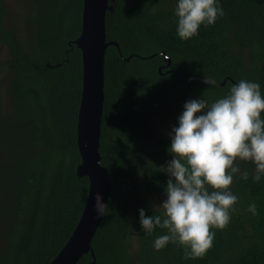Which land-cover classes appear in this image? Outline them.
<instances>
[{
	"label": "trees",
	"instance_id": "trees-1",
	"mask_svg": "<svg viewBox=\"0 0 264 264\" xmlns=\"http://www.w3.org/2000/svg\"><path fill=\"white\" fill-rule=\"evenodd\" d=\"M109 3L106 40L116 41L119 51L109 45L105 52L99 152L110 194L91 241L94 255L85 253L76 264H264V178L234 179L236 211L227 227L214 229L206 255L194 259L173 243L155 250L153 240L166 229L144 233L138 210L147 216L160 210L147 202L136 206L140 192L165 196L168 179L162 165L171 156L170 138L158 125L149 130L151 117L187 97L211 102L242 78L258 81L264 92V0H220L224 15L189 40L176 34L175 0ZM82 9L83 0H47L44 7L35 1L24 45L5 28L1 9L0 42L7 43L11 61L10 104L0 110V264H49L86 203L89 180L77 173L76 140L82 57L75 40ZM161 51L169 66L163 67ZM245 167L251 172L254 166ZM253 200L255 216L247 211Z\"/></svg>",
	"mask_w": 264,
	"mask_h": 264
},
{
	"label": "clouds",
	"instance_id": "clouds-1",
	"mask_svg": "<svg viewBox=\"0 0 264 264\" xmlns=\"http://www.w3.org/2000/svg\"><path fill=\"white\" fill-rule=\"evenodd\" d=\"M172 12L181 40L198 36L201 26L213 25L224 15L220 0H175ZM168 135L172 158L162 165L168 176L165 198L153 205L161 211L147 216L140 208L139 224L146 234L157 227L166 229L153 240L155 250L173 243L184 249L185 259L203 257L213 247L214 229L227 227L236 211L239 197L231 189L234 179L264 178L261 84L242 78L211 102L203 95L188 99ZM242 163L253 165L251 172L242 169ZM104 206L97 194L99 215L104 214ZM247 211L258 214L254 200Z\"/></svg>",
	"mask_w": 264,
	"mask_h": 264
},
{
	"label": "water",
	"instance_id": "water-1",
	"mask_svg": "<svg viewBox=\"0 0 264 264\" xmlns=\"http://www.w3.org/2000/svg\"><path fill=\"white\" fill-rule=\"evenodd\" d=\"M108 10H112L109 0H83L81 33L75 40L82 57V91L76 129L81 160L77 173L88 178L89 190L79 222L65 245L49 264H76L83 254L90 252L92 256L94 255L91 241L104 217L109 199V171L101 164L99 152L104 104V60L107 47L114 45L119 51V44L114 40H106L105 17ZM159 53L166 62L163 67L169 66L170 57L164 51ZM161 68L158 69L160 73ZM198 79L208 84L216 83L212 78ZM206 79L209 81L206 82ZM175 81L181 82L177 75ZM225 81L217 84L223 86ZM97 194L106 205L103 215H99L95 207Z\"/></svg>",
	"mask_w": 264,
	"mask_h": 264
},
{
	"label": "rangeland",
	"instance_id": "rangeland-1",
	"mask_svg": "<svg viewBox=\"0 0 264 264\" xmlns=\"http://www.w3.org/2000/svg\"><path fill=\"white\" fill-rule=\"evenodd\" d=\"M35 1L42 7L47 3V0H0V14L3 9V24L5 28L11 32V34L18 40L20 45H24L30 38V34L33 31L34 25L30 23V19L34 18L35 13ZM11 57L8 51L7 43L5 41L0 42V110L7 111L10 104V94L8 90V75H9V62ZM188 99L187 97L180 101L175 102V106L167 105L163 108V113L159 116L151 117L149 123V130L154 131L156 126L160 132L169 137L168 133L171 127L177 123V117L183 110V105ZM161 106H159L160 108ZM7 130V126L3 129L4 134ZM172 157L169 156L167 161ZM242 169H247L245 163L241 164ZM141 197L138 199L136 206H140L141 203L147 202L152 206L160 203L165 196H154L144 192H140ZM155 207V206H154ZM158 208V207H156ZM159 209V208H158ZM160 210V209H159ZM161 211V210H160ZM134 247H137L136 242L133 243Z\"/></svg>",
	"mask_w": 264,
	"mask_h": 264
}]
</instances>
